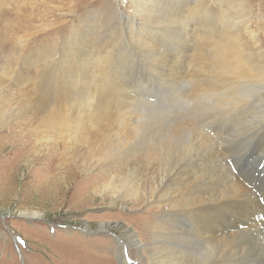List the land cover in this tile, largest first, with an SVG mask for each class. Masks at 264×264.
Returning a JSON list of instances; mask_svg holds the SVG:
<instances>
[{"label": "rangeland", "instance_id": "1", "mask_svg": "<svg viewBox=\"0 0 264 264\" xmlns=\"http://www.w3.org/2000/svg\"><path fill=\"white\" fill-rule=\"evenodd\" d=\"M144 1L0 0V264H121L119 254L150 264L173 123L225 114L242 120L236 133L251 127L228 107L264 91V0H186L176 9L195 55L177 98L128 44L146 28L163 41L146 24ZM222 37L257 67L250 76L226 79L233 74L216 62ZM167 47L185 51L169 38ZM108 62L124 80L119 92L101 80ZM201 72L219 85L216 95H190ZM111 161L131 163L120 172Z\"/></svg>", "mask_w": 264, "mask_h": 264}, {"label": "bare ground", "instance_id": "2", "mask_svg": "<svg viewBox=\"0 0 264 264\" xmlns=\"http://www.w3.org/2000/svg\"><path fill=\"white\" fill-rule=\"evenodd\" d=\"M185 3L186 0L144 1L140 7L146 12V24L151 28L159 27L157 33L163 41L151 39V30L146 28L138 34L132 33L128 43L141 53L143 61H147L154 69H161L157 73L158 82L173 89L174 98L182 93L176 87L180 84V77L185 73V77L192 78L191 64L195 61V55L189 54L194 49L188 33L189 23L184 22L182 15L176 12ZM118 31L120 34L124 32L123 29ZM168 38L185 51L175 49L174 55L167 47ZM225 39L220 38L223 50L216 51L222 55L216 62L223 64L224 68L229 67L225 71L223 68V73L235 75L226 79L240 81L242 77L250 76L252 69L256 70L257 67L240 50L238 53L233 50V46H239L237 40L229 43L232 39ZM229 53L236 55L235 63L229 60ZM224 60L226 64L222 63ZM104 69L101 78L104 85L121 91L124 80L113 72L109 62L104 65ZM200 77H204L203 72L190 95H216L219 85L207 84ZM126 98L132 99L137 105L153 104L131 96ZM263 100L264 91L259 88L245 101L228 107L243 110V119L251 120V127L241 133L234 130L242 120L228 118L225 114L215 119L211 117L206 123L195 118L173 123L170 130V158L167 157L166 163L169 170L159 183L160 191L166 192L162 199L164 207L161 206L156 213L157 228L151 231L154 240L160 237L157 243L162 246L157 247L160 250L153 255L158 256H152L150 264H191L198 253L204 254L202 260L197 259L201 260V264L264 263V110L260 107ZM160 111L166 112L164 109ZM214 131L215 136H211ZM231 136L250 140H239L231 145ZM130 163L111 161L113 169L119 168L120 172L122 167H128ZM251 230L254 231L253 235H246ZM255 242H262L259 251L252 250ZM208 254L210 258L203 261ZM118 256L121 264H128L126 255Z\"/></svg>", "mask_w": 264, "mask_h": 264}]
</instances>
